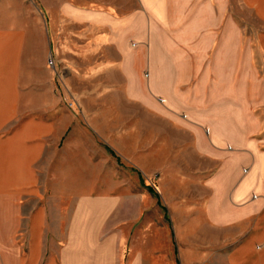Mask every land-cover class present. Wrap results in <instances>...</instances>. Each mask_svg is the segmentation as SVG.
I'll return each mask as SVG.
<instances>
[{
    "label": "crops",
    "instance_id": "crops-1",
    "mask_svg": "<svg viewBox=\"0 0 264 264\" xmlns=\"http://www.w3.org/2000/svg\"><path fill=\"white\" fill-rule=\"evenodd\" d=\"M140 3L116 16L96 0H0V264H264V35L261 70L227 66L223 46L212 68L210 6L170 19ZM160 43L197 44L196 62ZM131 106L189 141L170 151L184 172L140 165L161 209L149 242L109 223L121 201L108 142Z\"/></svg>",
    "mask_w": 264,
    "mask_h": 264
},
{
    "label": "rangeland",
    "instance_id": "rangeland-1",
    "mask_svg": "<svg viewBox=\"0 0 264 264\" xmlns=\"http://www.w3.org/2000/svg\"><path fill=\"white\" fill-rule=\"evenodd\" d=\"M86 2L87 0H83ZM95 1V0H94ZM100 7L112 5L116 9V16L119 14H136L143 12L140 0H96ZM153 12L162 10L169 11L168 18H181L182 13L178 12L183 5L189 10L184 13L185 19H191L192 14L198 15L197 10L204 4L210 6L205 19L211 21H221L220 28H211V32L216 35L215 41L210 45L207 51V65L212 68L218 67V58L220 46L224 47L223 56L228 59L227 66L233 67L235 64L239 69L244 70L249 64L257 70H261L260 54L258 50V41L264 35V22H261L253 8L248 4H255L259 13L264 15V0H152ZM118 12V13H117ZM118 14V15H117ZM221 39L219 38V36ZM144 52L148 54L149 46L143 45ZM157 51L179 52L186 57V62H196L198 48L197 44L193 49L190 44H157ZM264 46V41H263ZM137 45L131 43L130 49L134 51ZM192 47V48H191ZM206 61V60H205ZM48 66V65H47ZM146 77V73L144 74ZM259 80L262 78L258 77ZM235 83H237L235 81ZM243 95L250 97L252 92L244 91ZM252 97V96H251ZM132 121L127 124L116 125L114 138L110 140L109 149L115 154V158L108 157L114 163V181L117 183L114 189V196L121 202L116 207L114 217L116 220L109 223L117 224V227L123 232V224H127L130 230L131 240L138 239L139 234L148 242L155 236L154 225L158 222L155 212H160L154 200H150L146 187L156 186L154 175L147 178L140 172V165L151 169L155 161L159 163L162 160L174 159L178 165V170L184 172L186 169L185 152L171 156L173 149H185L188 147L187 134L184 130H174L169 122H163L154 116H140L139 109L131 106ZM206 130H204L205 132ZM118 159V162L116 161ZM187 181L181 179L178 182L176 191H185ZM130 217V219L127 218ZM120 217L124 218V222ZM119 219V220H118ZM147 224V225H146ZM146 226V228H144ZM170 247L172 237L168 234L166 237ZM125 252H120L119 259H124ZM150 257V255H149ZM148 257V258H149Z\"/></svg>",
    "mask_w": 264,
    "mask_h": 264
},
{
    "label": "built area",
    "instance_id": "built-area-1",
    "mask_svg": "<svg viewBox=\"0 0 264 264\" xmlns=\"http://www.w3.org/2000/svg\"><path fill=\"white\" fill-rule=\"evenodd\" d=\"M47 65H48V67H52L53 66V61L51 59H49L47 61ZM205 134H207V131H205Z\"/></svg>",
    "mask_w": 264,
    "mask_h": 264
}]
</instances>
